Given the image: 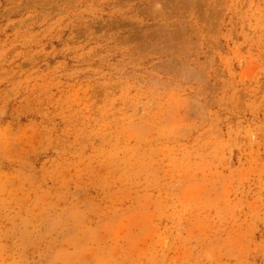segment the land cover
I'll list each match as a JSON object with an SVG mask.
<instances>
[{
	"label": "rangeland",
	"instance_id": "rangeland-1",
	"mask_svg": "<svg viewBox=\"0 0 264 264\" xmlns=\"http://www.w3.org/2000/svg\"><path fill=\"white\" fill-rule=\"evenodd\" d=\"M0 264H264V0H0Z\"/></svg>",
	"mask_w": 264,
	"mask_h": 264
}]
</instances>
